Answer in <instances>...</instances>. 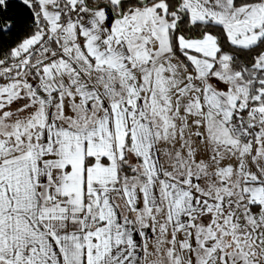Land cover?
<instances>
[{"label": "crops", "instance_id": "1", "mask_svg": "<svg viewBox=\"0 0 264 264\" xmlns=\"http://www.w3.org/2000/svg\"><path fill=\"white\" fill-rule=\"evenodd\" d=\"M174 27L163 1L86 6L38 89L0 74V264H264V104L215 35L178 36L189 66Z\"/></svg>", "mask_w": 264, "mask_h": 264}, {"label": "trees", "instance_id": "2", "mask_svg": "<svg viewBox=\"0 0 264 264\" xmlns=\"http://www.w3.org/2000/svg\"><path fill=\"white\" fill-rule=\"evenodd\" d=\"M143 0H121V9L126 12L134 6L142 5ZM163 1L166 4V15L169 20L176 19V25L172 30L173 48L175 52L190 64L184 51L178 43V36L186 38L201 37L206 33L215 35L218 39L222 53L230 56V67L238 72L243 80L250 85V95L254 104H264V95L260 92V80L263 78L260 63L264 58V35L259 41L249 47L236 45L228 40L225 27L212 19L192 23L189 12L183 6V0H148V3ZM235 7L255 5L264 0H232ZM85 5L93 8L105 7L108 13V21L121 15L120 6L111 4L110 0H84ZM41 28L37 7L26 0L0 1V62L4 59H13L15 49L35 36ZM55 47V44L52 45ZM94 159L87 158V166Z\"/></svg>", "mask_w": 264, "mask_h": 264}, {"label": "rangeland", "instance_id": "3", "mask_svg": "<svg viewBox=\"0 0 264 264\" xmlns=\"http://www.w3.org/2000/svg\"><path fill=\"white\" fill-rule=\"evenodd\" d=\"M0 1H4V0H0ZM26 1L32 4L31 3L32 0H26ZM36 1H37V3H35L36 6L35 5L34 6L37 7V13L39 12V14L45 15L51 21H54V29L58 28L57 20H58L59 10L62 7H64V5L65 6L67 5L70 8L75 7L77 4L82 5V8L78 11V13L75 16L76 19L73 20L71 24L78 21L79 17L81 16V13L83 12V9L86 8L84 0H64V2L62 0H36ZM110 1L111 4L113 5H118L120 3V0H110ZM184 1L186 3V6L189 8L188 9L189 18L191 17V19L193 18L194 20H198V21H207L212 19L214 22L222 24L225 27L228 40L234 44L249 47L257 43L259 39L264 35V2L255 5L243 6V8H238L235 14H233V12H231L233 11L232 7L235 6H232L228 0H184ZM217 7L225 8L224 10H226L227 13L218 12ZM197 18H200V20ZM175 25H176V19H175ZM237 26H241V27L236 28ZM16 51H18V48L17 50L15 49L14 55ZM263 64H264V58L261 60L260 65ZM22 70H28L29 72L31 71L27 64L24 67L11 68L7 72L10 74L13 73L15 75H20L21 74L20 72ZM4 72L6 71L2 70L0 74ZM78 78L83 80L81 76ZM84 80L86 79L84 78ZM32 84L33 83L31 82V85ZM32 86L33 88L36 89H38L39 87L38 83ZM30 97L31 99L35 100L33 95H31ZM240 99L242 102H245L244 105H246L247 107H252L255 105L253 99L248 94L246 97L244 94L241 95ZM241 101H239V103ZM0 103H5L6 105H8V109L9 108L14 109L13 107H11L15 105L14 102L12 104V100L3 99L0 100ZM241 124L244 135L247 138H253L258 134V131L262 133V131H260V129L257 128V126L254 127L245 118H241ZM13 125L14 124H9L8 127H12ZM5 129L6 130L8 129L7 126ZM225 243L228 244L227 242Z\"/></svg>", "mask_w": 264, "mask_h": 264}, {"label": "built area", "instance_id": "4", "mask_svg": "<svg viewBox=\"0 0 264 264\" xmlns=\"http://www.w3.org/2000/svg\"><path fill=\"white\" fill-rule=\"evenodd\" d=\"M64 2V0H62ZM36 6V0L31 2ZM82 8V5H76L70 8L69 6L62 7L59 10L57 25L60 28H65L76 19V14ZM39 14V12H38ZM39 21L41 28L39 32L28 38L23 45L15 52L13 59H4L0 62V72L2 70L9 71L14 67H24L28 64L30 68V81L35 85L41 82L44 70L54 66L59 62L68 61L66 47L62 43L59 35L54 29V21H51L47 16L39 14ZM90 42L89 34L83 27L76 26L74 32V43L83 51L86 50ZM55 44V47L52 45ZM17 50V49H16ZM263 73V78L260 80V92L264 95V64L260 66ZM87 78L82 71L79 72L78 77Z\"/></svg>", "mask_w": 264, "mask_h": 264}, {"label": "water", "instance_id": "5", "mask_svg": "<svg viewBox=\"0 0 264 264\" xmlns=\"http://www.w3.org/2000/svg\"><path fill=\"white\" fill-rule=\"evenodd\" d=\"M142 3L143 4H147L148 3V0H143ZM119 6H120L121 15H123L124 11L121 9V2L119 3Z\"/></svg>", "mask_w": 264, "mask_h": 264}]
</instances>
